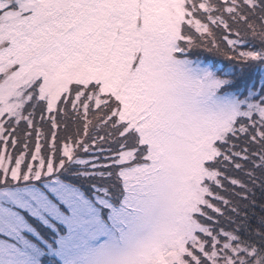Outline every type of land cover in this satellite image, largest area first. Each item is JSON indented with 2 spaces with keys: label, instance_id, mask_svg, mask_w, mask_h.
<instances>
[{
  "label": "snow or ice",
  "instance_id": "obj_1",
  "mask_svg": "<svg viewBox=\"0 0 264 264\" xmlns=\"http://www.w3.org/2000/svg\"><path fill=\"white\" fill-rule=\"evenodd\" d=\"M0 264H264V0H0Z\"/></svg>",
  "mask_w": 264,
  "mask_h": 264
}]
</instances>
